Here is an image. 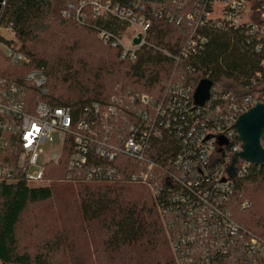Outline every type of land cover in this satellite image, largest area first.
Segmentation results:
<instances>
[{
	"label": "built area",
	"instance_id": "2783aa9c",
	"mask_svg": "<svg viewBox=\"0 0 264 264\" xmlns=\"http://www.w3.org/2000/svg\"><path fill=\"white\" fill-rule=\"evenodd\" d=\"M61 15L92 29L122 60H135L148 46L183 68L159 99L127 90L76 112L44 99L47 78L40 68L20 81L0 75V182L42 186L50 182L48 168L65 163V183L143 185L172 240L176 264H264V235L236 221L230 208L237 184L257 166L238 157L235 174L227 173L241 145L233 125L264 103V82L252 79L251 92L236 95L212 81L208 99L194 107L199 80L186 62L201 56L211 31L242 34L263 53L264 0H67ZM158 21L181 28L184 39L175 52L147 40ZM3 32L12 33L10 25L0 23V58L22 64L26 57Z\"/></svg>",
	"mask_w": 264,
	"mask_h": 264
},
{
	"label": "trees",
	"instance_id": "16d2710c",
	"mask_svg": "<svg viewBox=\"0 0 264 264\" xmlns=\"http://www.w3.org/2000/svg\"><path fill=\"white\" fill-rule=\"evenodd\" d=\"M66 1L7 0L0 13V23L10 25L17 42L13 40V43L26 57V61L12 65L1 57V76L20 81L29 69L40 68L47 78L48 95L44 99L53 106L68 105L74 112L90 102H104L112 95H120L127 90L144 91L156 99L166 93L167 83L178 75L177 71L182 70L183 63L176 65L172 58L151 47H141L137 52V58L128 61L120 59L118 49L103 43L112 51L118 62L103 60V66L95 69L92 74L87 73L93 72L88 65L80 68L81 66H78L77 61L71 56L61 54V46H58L57 50L51 48L61 35L54 26L65 29L74 27L94 33L92 29L80 26L61 15V9ZM257 4L253 2L252 6ZM210 36V42L201 56L186 61L194 67L191 76L197 81L206 77L212 81H221L223 86L231 89L236 95L249 94L253 87L246 85L252 79L258 83L264 82V68L261 66L264 52H256L252 46L245 44L244 36L236 32L211 31ZM183 39L181 28L164 21L155 22L147 35L150 43L166 48L170 52H175ZM114 64L127 65L128 71L124 73V78H128L129 81L119 83L112 89L108 88L106 80ZM257 72H260L259 76L256 75ZM262 143L264 145V136ZM66 170L65 163H61L59 167L51 165L46 173L50 182L42 186L24 182H0V264H52L46 254L31 255L19 251L16 227L27 206L50 199L56 185L78 186L75 194L79 199L81 218L87 222H102L109 233V241L114 243L116 248L119 243L133 244L148 233L150 227L142 216L143 211L153 213L155 216L153 226L156 225L158 231L164 232L151 194L145 186L128 183H65L60 178L64 177ZM260 182H264V164L253 167L237 184L230 203L233 216L236 213L239 216L242 212L237 205L240 191L246 184ZM132 188L138 192H132ZM238 222L253 232L264 235V226H258V222L254 226L245 225L241 219ZM153 230L155 231V228ZM170 256L173 259L171 252Z\"/></svg>",
	"mask_w": 264,
	"mask_h": 264
},
{
	"label": "rangeland",
	"instance_id": "374dc122",
	"mask_svg": "<svg viewBox=\"0 0 264 264\" xmlns=\"http://www.w3.org/2000/svg\"><path fill=\"white\" fill-rule=\"evenodd\" d=\"M248 15L251 22L258 23L259 19L253 12H249ZM54 28L59 30L61 35L51 48L57 50V47L61 46V54L71 56L77 61L78 66H81L80 68L86 64L93 69V72H87L88 74L103 66V60L117 61L96 32L92 34L74 27ZM3 35L16 42L12 33L3 32ZM111 71L106 80L108 88L113 89L117 84L129 81L128 78H124V73L128 71L127 65L114 64ZM45 149L47 152L57 150L53 147ZM59 186L53 187L55 192L50 199L29 204L22 213L16 227L19 251L31 255L46 254L52 264H176L171 247L172 240L163 225V233L156 229V225L153 226L155 220L153 213L148 214L144 211L142 213L150 227H147V234L133 244L119 243L116 248L114 243L109 241V233L102 222H87L81 218L79 199L75 194L78 186L65 184ZM131 191L138 192L135 188ZM237 203L242 212L239 216L237 213L234 215L236 221L241 219L245 225L252 226L258 222V226H264V182L246 184L237 197ZM242 204H246L244 208L241 207Z\"/></svg>",
	"mask_w": 264,
	"mask_h": 264
},
{
	"label": "water",
	"instance_id": "95a60500",
	"mask_svg": "<svg viewBox=\"0 0 264 264\" xmlns=\"http://www.w3.org/2000/svg\"><path fill=\"white\" fill-rule=\"evenodd\" d=\"M2 1L0 0V10ZM139 41L140 35L134 39V43L138 44ZM211 85L212 80L209 78H203L198 82L193 93L194 107L202 105L208 99ZM233 129L241 145L240 151L235 154L227 169V173H230L231 176L235 174L234 163L238 157L252 166H262L264 164V145L262 143L264 136V103L258 102L240 114L233 125Z\"/></svg>",
	"mask_w": 264,
	"mask_h": 264
}]
</instances>
